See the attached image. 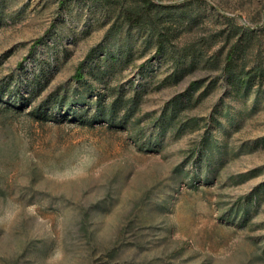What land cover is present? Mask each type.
Masks as SVG:
<instances>
[{
  "label": "rangeland",
  "instance_id": "rangeland-1",
  "mask_svg": "<svg viewBox=\"0 0 264 264\" xmlns=\"http://www.w3.org/2000/svg\"><path fill=\"white\" fill-rule=\"evenodd\" d=\"M151 1L0 0V264H264V0Z\"/></svg>",
  "mask_w": 264,
  "mask_h": 264
},
{
  "label": "trees",
  "instance_id": "trees-1",
  "mask_svg": "<svg viewBox=\"0 0 264 264\" xmlns=\"http://www.w3.org/2000/svg\"><path fill=\"white\" fill-rule=\"evenodd\" d=\"M152 6H154L156 8V10H158L160 8L159 5H156V4L152 3L151 0H140V4L139 5H134L132 7H129L127 9H125L124 12H126V18L129 19V21H132V20L137 21V19H139V16L141 15V13H143L145 10L150 9ZM0 15H1V12H0ZM232 61H233V56L232 55H228L227 56V61H226L228 68L231 67ZM229 70L232 71L231 69H229ZM249 74H250V72L246 73V74L245 73L243 74L242 72L240 74L237 73V72L234 73V74H233V72H229V75L227 77V81H230V83H232L234 81L235 84L237 85V86H234V88H236V89H240L242 87L244 89H246V88L249 87L250 80L253 77V75H251L252 76L251 77ZM83 76H84V73L81 71V68H79L78 71H77L78 79H81ZM198 83H199V81H197V80H194V81L190 82V86L188 87L187 93L185 95L186 96V100L189 101V98L191 97L192 91L195 90L198 87ZM232 85H233V83H232ZM19 97L20 98H19L18 101H20V102H22L23 99H25L23 97V95L19 94ZM120 99H121V97H117V99L113 102V104H111L106 110L99 106V110L103 114L106 113L105 117L107 116L108 119L113 120L114 117H115V113H116V105L118 104V101ZM177 101H178V98H176V99H174L172 101L173 102L172 106H171L172 110H171V113L169 115V118H166L165 114H164V116H162L163 118L166 119L165 120V121H167L166 123H168L169 120H171V119L173 120L174 117L177 115L176 110L179 109ZM135 102H136L135 98H131L130 99V103L128 105H125V110H127L126 114L131 113V111L134 109V105L136 104ZM166 123L162 122V124H161L162 128H164V129L166 128V126L168 125V124L166 125ZM10 264H18V262L14 261V262H10Z\"/></svg>",
  "mask_w": 264,
  "mask_h": 264
}]
</instances>
